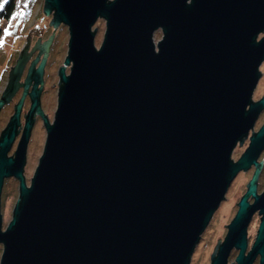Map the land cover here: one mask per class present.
<instances>
[{
    "label": "water",
    "instance_id": "95a60500",
    "mask_svg": "<svg viewBox=\"0 0 264 264\" xmlns=\"http://www.w3.org/2000/svg\"><path fill=\"white\" fill-rule=\"evenodd\" d=\"M41 11L53 12L54 30L67 27V51L53 120L39 113L45 140L28 185L21 168L36 92L14 157L6 155L19 105L1 133L0 190L15 177L19 196L3 230L0 214V264H190L232 179L251 167L209 258L226 264L234 250V264H264V189L256 191L264 122L253 132L264 94L252 100L264 62V0H44ZM98 19L105 30L96 47ZM38 31L29 29L3 96L36 49L24 82L31 71L41 80L54 31L27 52Z\"/></svg>",
    "mask_w": 264,
    "mask_h": 264
},
{
    "label": "rangeland",
    "instance_id": "374dc122",
    "mask_svg": "<svg viewBox=\"0 0 264 264\" xmlns=\"http://www.w3.org/2000/svg\"><path fill=\"white\" fill-rule=\"evenodd\" d=\"M6 0H0V7L4 4ZM43 1L44 0H38V2H33L31 0H20L18 4V9L16 13L13 15V18L11 22L3 29V33L0 37V76L2 80V76H5V72L9 69V67L16 62V59L18 58L20 53V50L24 47L26 42V36L29 31V29L34 28L36 25L39 27V31L33 33L30 36L29 45L27 48V52L32 48L33 42L36 41L38 37H40V43H42L44 40H46L50 34L52 33V30L54 31V35L52 38L51 43L48 47V52L45 58V61L42 66V73L41 74V80L42 85H44L45 90V105L46 108V116L48 117L49 123L53 120V114L56 109V103H57V94L58 93V75L56 72H58V69L60 66H63V60L66 55L67 51V40H68V31L67 27L63 24H58V26L54 30L53 25H48L49 22L52 20L53 12H50L49 15H45L43 13ZM1 22V20H0ZM1 25V23H0ZM96 27V28H95ZM95 28V39L94 44L96 47L99 46L103 34H104V20L98 19L97 22L92 27V30ZM5 29H7V34H5ZM154 39V42L160 39L161 33L158 30L154 33V36H152ZM261 35L258 37L260 38ZM37 52H39L38 49L34 50L33 53L30 54L27 61L24 63L25 71H27L29 67V63H31L32 60L35 59ZM43 53L41 52L38 55L37 61L34 63L33 66L34 69H36L41 62V57ZM23 67V69H24ZM22 69V70H23ZM69 67L64 68V72L68 73ZM260 79L258 81L257 86L254 90L252 100L257 101L263 94H264V62L261 64L260 68ZM2 74V75H1ZM20 75V74H19ZM22 75H20L21 82L25 79V72L23 74V78H21ZM264 122V111L259 116L258 120L255 123L253 132H255L260 125H262ZM251 133L248 134L250 136ZM246 136V139L243 140L241 145L239 147H235L231 159L237 160V158L243 153L244 149L247 148L248 145V139L249 137ZM35 143H34V151H33V157L39 156L41 154V149L44 144L45 140V131L44 133L39 129L38 132L35 134ZM238 145V144H237ZM236 145V146H237ZM262 156V155H261ZM31 157V158H33ZM263 158H259L261 161ZM37 165V161L33 158V166ZM259 175L256 179V191L257 194L261 192L264 189V161L262 162V166L260 167ZM255 171L254 167H251L246 172H240L237 174V176L232 179V182L225 194L224 200L219 205L218 209L213 214L210 222L208 223L206 229L200 236V240L195 246V249L193 251V254H191L190 257V264H210V253H212L213 247L216 244L217 237L220 238V243L225 236L226 233V226L228 225L229 221L234 217V214L237 210V203L240 197L236 199L235 203L233 202L232 195L238 190L240 191L239 196H242V194L246 190V184L250 180L253 172ZM7 187L5 186L3 193H5ZM5 198V194H2V202ZM18 199V196L16 195L14 198L9 199L6 201V207L4 212V218H3V225H6V223L9 222L11 218V212L13 209L15 200ZM252 201V200H250ZM259 223V216L258 214H254L252 219L250 220V224L247 228V241H248V249L251 246V243H253L257 225ZM225 225V226H223ZM236 251L232 250L230 253V256L228 258V263L231 264L233 262L234 264V258L236 256ZM0 253H1V246H0ZM253 264H258V259L254 261Z\"/></svg>",
    "mask_w": 264,
    "mask_h": 264
},
{
    "label": "flooded vegetation",
    "instance_id": "af4514ba",
    "mask_svg": "<svg viewBox=\"0 0 264 264\" xmlns=\"http://www.w3.org/2000/svg\"><path fill=\"white\" fill-rule=\"evenodd\" d=\"M14 64V63H13ZM12 64V65H13ZM12 65L9 67V69L5 72V76H2V80L0 79V138H1V133L6 129L5 127L8 126L11 118L15 115L16 112V107L19 105V115L18 117V126H16V137H14L13 143L11 147L9 148L10 150L8 151L6 157H14V153L17 147V144L19 142V137L21 136L23 126L26 120V115H28L31 106L32 105V97L31 94L32 92L37 93V108H35L32 112V124L30 128V133L28 136L27 140V145L25 148V158H24V164L22 169V176L25 180V183L28 185L30 178L33 175L34 172V166H33V158L38 162V157L39 156H34L33 157V151H34V143H35V134L36 132L39 131V129L44 133L45 128H44V121L42 117L40 116L39 113L42 114V116L48 121V117L46 116V108L44 107L45 105V90H44V85L41 86L39 80L37 78L38 75L34 74V71H31L30 78L26 80L25 82H21V79L19 78L17 84L15 87H13L12 92L6 97L3 96L6 90V85L8 83V76H9V71ZM26 67V66H25ZM25 67L22 70L21 74L23 78V74L25 72V77L29 73V69L25 71ZM2 75V74H1ZM1 78V76H0ZM45 115V116H44ZM261 115V114H260ZM43 148V147H42ZM42 152V149H41ZM33 157V158H31ZM262 157V156H261ZM260 157V158H261ZM36 167V166H35ZM5 186L7 189L5 190L6 192L3 193L2 190H4ZM19 181L15 177H10V178H5L3 180L2 184V189L0 190V214L2 218V227L1 229L3 230L6 225H3V218H4V212L6 207V201H8L11 198H14L16 195L19 196ZM2 194H5V198L2 202ZM251 203V201H250ZM15 204V203H14ZM14 208V206H13ZM13 210V209H12ZM12 215V212H11ZM7 224V223H6Z\"/></svg>",
    "mask_w": 264,
    "mask_h": 264
},
{
    "label": "trees",
    "instance_id": "16d2710c",
    "mask_svg": "<svg viewBox=\"0 0 264 264\" xmlns=\"http://www.w3.org/2000/svg\"><path fill=\"white\" fill-rule=\"evenodd\" d=\"M33 2H38V0H31ZM20 0H6L4 4L0 7V37L3 33V29L11 22L13 15L18 9V4Z\"/></svg>",
    "mask_w": 264,
    "mask_h": 264
},
{
    "label": "snow or ice",
    "instance_id": "6c2138e0",
    "mask_svg": "<svg viewBox=\"0 0 264 264\" xmlns=\"http://www.w3.org/2000/svg\"><path fill=\"white\" fill-rule=\"evenodd\" d=\"M5 34H7V29H5Z\"/></svg>",
    "mask_w": 264,
    "mask_h": 264
},
{
    "label": "bare ground",
    "instance_id": "6f19581e",
    "mask_svg": "<svg viewBox=\"0 0 264 264\" xmlns=\"http://www.w3.org/2000/svg\"><path fill=\"white\" fill-rule=\"evenodd\" d=\"M261 157V156H260Z\"/></svg>",
    "mask_w": 264,
    "mask_h": 264
}]
</instances>
